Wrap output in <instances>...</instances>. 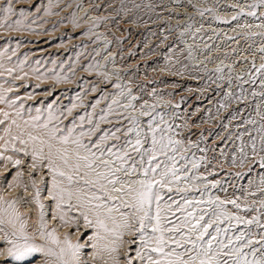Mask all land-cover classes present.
Masks as SVG:
<instances>
[{
    "label": "rangeland",
    "instance_id": "rangeland-1",
    "mask_svg": "<svg viewBox=\"0 0 264 264\" xmlns=\"http://www.w3.org/2000/svg\"><path fill=\"white\" fill-rule=\"evenodd\" d=\"M235 1L238 6L247 5V2H244L246 0ZM235 1L199 0L197 22L204 20L209 23L204 31L210 36L207 39L211 40L207 42V46L203 42H196L200 52L199 61V58H196L198 54L189 52L184 45V36L194 29L192 27L197 18L196 15H186L185 10H182L186 0H12L17 12L9 17V24L12 20H20L21 23L9 27L0 15V66L10 68L0 73L3 74L0 76V91L7 101H15V104L9 107L8 103H5L2 109L15 118V112L22 105L23 120H28L30 116L37 114V109L46 117L48 105L54 110L59 109L65 115L67 108L73 104L78 105L67 119L61 116V127H65L71 126L70 121L74 117L85 112L93 113V104L95 118L98 120L101 110L106 111L107 106L115 100L118 103L112 104L113 113L109 115L112 123L101 124V128L111 129L114 124L122 128L128 127L130 122L124 117L129 115L138 116L140 126L145 130L149 122L162 128L171 125V132L166 131L164 135L181 141L175 154L176 167L180 169L179 175L199 177L181 180L178 185L180 188L192 186L186 194L177 192L176 185L173 186L172 193L165 189L162 205L165 201L172 203L173 200L183 204L185 195L193 201H206L211 195L219 197L220 200H236L242 205L241 209H236L231 204L226 205L229 212L238 213L248 219L258 216L260 211H264L260 210L259 204L264 200V192L259 190L260 178L264 177V167L259 163L260 157L264 156V151L261 150V139L264 137V71H258L260 66L256 64L259 62L255 63L253 58L242 61V66L246 67L243 70H238L240 65L237 67V62L232 63L234 57L239 54V51L235 52L232 48L237 33L227 39L231 40L226 45V53L230 52L229 59L233 58L231 61L218 63L219 66H210L211 59L205 54L206 48L211 46L217 36L225 35L228 38L227 31L220 34L214 31L217 24L211 27L215 19L210 18L217 17L219 6L229 7L230 10L234 6L231 5L232 2ZM4 2L5 0H0V5ZM187 5L190 3L187 2ZM193 7L194 4L188 8ZM242 9L245 14L236 15L240 17V23L233 19L231 27L233 26L234 30L240 28L241 35L238 40H243V45L247 47L245 53L248 52V56H252L254 51L262 49H257L259 45H255L258 42H255V36L260 38L259 35L264 30L256 34L251 33L249 29L257 24H261L258 27L264 26V12H260V8L249 10L247 6ZM20 10H23L24 15H20ZM239 11L240 9L234 10L236 14ZM249 11H255L256 15H247ZM73 20L78 22V27L74 25ZM219 20L225 23L222 17ZM199 26L198 31L202 32L203 26ZM242 28L245 29L241 30ZM205 34L199 35L201 39ZM249 39L251 43H248ZM225 44L223 42L218 45V51L222 52L224 48L221 47ZM262 46L264 48V43ZM202 48L204 50L200 51ZM209 49L212 50V47ZM258 55L264 58V52ZM208 58L210 60H207ZM262 63L264 64V59ZM7 74L21 75L11 78ZM56 85H60V90ZM62 87L64 89H61ZM133 96L136 97L135 100H132ZM97 100L100 101L99 104H96ZM128 103L135 107L125 109L123 105ZM141 111H148L150 114L140 115ZM161 115L163 120L160 119ZM3 128L4 125H0V136L4 135ZM118 135L121 139L115 141L117 144H122L128 138L120 133ZM2 143L3 141H0L3 147ZM111 143L113 141H109V144ZM149 146L150 143L145 144V147ZM17 147L20 145L17 144ZM11 151L9 153L22 163L12 165L5 174H0V197L7 200L17 199L16 206L27 220L28 234L35 237L34 243L40 244V235L36 232L38 217H34V208L38 214L39 209L32 199L31 191L26 197L21 190L24 186H27V190L32 189L31 181L38 178V170L29 168L32 162L30 156ZM132 155L136 156V153ZM169 155L172 153L169 152ZM181 155L187 159H181ZM242 156H247L244 167L239 166ZM233 159L237 161L236 164L232 163ZM158 160L162 162V167L165 163L171 166L172 162L165 156H159ZM4 162L0 160V166L4 165ZM194 164H198V167H193ZM41 172L44 189L40 198L44 205H48L45 212L46 219L49 220L54 214L55 203L46 201L43 197L50 190V174L46 168L41 169ZM237 172L240 175H237ZM16 175L23 186L14 192L16 195L13 193L8 196L5 191L17 180ZM217 181L219 183H216ZM38 187L41 189V185ZM196 187H199L200 191H196ZM245 205L254 210L246 211L243 207ZM27 206L30 207L28 211ZM173 211L175 215L168 213L166 220L178 223L177 218L182 213L176 211L175 206ZM74 215L78 216V213L68 212L69 218ZM261 219L264 220V217ZM164 226L172 225L166 222ZM220 226L227 228L228 224L225 221ZM52 227L54 226L51 225L50 228ZM67 227L69 236L78 231L79 235L74 239V243L79 242L83 246L80 258L87 264L97 252L92 245L96 243L98 229L87 227L82 218L69 223ZM11 231L10 226L0 225V253L4 254L5 250L12 247L8 243L9 240L23 243L22 239L11 236ZM241 231L245 232L246 239L259 240L264 229L256 225L249 229L241 224L228 235H238ZM60 233L64 235V232ZM148 233L151 235V229H148ZM167 235L172 234L166 233ZM125 237L135 241L129 252L124 256L121 252L111 255L117 257L120 264H127L129 257L133 258L132 264H139V261H142L137 253L144 251L140 246L141 242L136 236L125 234ZM112 239L114 238L109 237V240ZM254 246L260 248L259 244ZM244 251L249 252L250 249L245 248ZM261 253H264V248H260L256 256L260 257ZM42 255L44 257H41ZM251 258L249 256V259ZM41 260L43 262L38 263ZM46 261L51 260L44 253H33L21 259L8 256V259L0 261V264H46Z\"/></svg>",
    "mask_w": 264,
    "mask_h": 264
},
{
    "label": "snow or ice",
    "instance_id": "snow-or-ice-1",
    "mask_svg": "<svg viewBox=\"0 0 264 264\" xmlns=\"http://www.w3.org/2000/svg\"><path fill=\"white\" fill-rule=\"evenodd\" d=\"M262 5L264 0H255L249 7L258 9ZM16 12L12 0H5L4 4L0 5V15L9 27L21 23L20 20H12L9 24V17L16 15ZM244 14L241 8L238 15ZM246 14L255 16L256 12L249 11ZM20 15H24L23 10H20ZM73 23L79 26L77 21L73 20ZM261 52H264V48ZM258 71H264V64L260 65ZM57 80L59 81V77ZM135 99L133 96L132 100ZM99 102L97 100L96 104ZM0 103H8L11 107L15 101H7L0 95ZM117 103L112 101V104ZM112 104L107 106L106 111L101 110L98 120L95 118L93 104V113L85 112L74 117L70 121L71 126L65 127H61V116L67 119L78 105L73 104L67 108V115L48 105L46 117L37 109V114L30 116L28 120H23L22 105L15 112V118L11 113L0 110V125H4V135L0 136V141H3L4 152L9 149L16 153L22 152L31 156L33 169H47L51 176L50 197L55 203L60 222L68 225L82 218L87 227L98 229L96 243L92 247L98 249L97 258L101 264H120V260L111 254L119 253L121 244L125 242V234L136 236L141 242L140 246L144 251L138 252L137 256L143 264H264V253H261L260 257L256 256L260 248H264V231L260 233L259 240L246 239L243 231L231 237L228 235L241 224L249 229L253 225L264 229V220L261 219L264 217V211H260L258 216L251 219L241 217L226 208V205L231 204L234 208L241 209L242 205L236 200H220L219 197L211 195L206 201L189 200L185 195L183 204L173 200L172 203L165 201L162 205L165 189L172 193L173 186L176 185L177 192L186 194L192 186L180 188L178 185L181 180L199 177L179 175L180 169L176 167L175 154L181 141L164 135L166 131L171 132V125L162 128L149 122L145 130L140 126L138 116L129 115L124 117L130 122L128 127L122 128L114 124L111 129L101 128V124L112 123L109 119V115L113 113ZM123 107L134 108L135 105L128 103ZM149 114L148 111L140 113ZM160 119L163 120L162 115ZM118 133L128 137L122 144L115 143L121 139ZM109 141L113 143L109 144ZM146 143H150V146L145 147ZM17 144L21 147H17ZM261 144V150L264 151V137ZM241 151L243 152V148ZM4 152H0V160H8L15 165L22 163L19 159L13 160L12 156H6ZM169 152L172 155H169ZM132 153H136V156ZM159 156H165L172 162L171 166L165 163L162 167ZM180 158L187 159L183 155ZM246 160L247 156H242L239 166L244 167ZM232 163L236 164L237 161L233 159ZM259 163L264 167V156L260 157ZM193 167H198V164ZM236 174L240 175L239 172ZM31 184L35 190L32 199L39 209L36 232L47 242H33L35 237L27 232V220L16 206L17 199L6 200L0 197V225L10 226L11 236L23 240V243L9 240L8 243L12 247L7 255L21 259L33 253H44L47 257H54L57 264H84L80 258L83 246L79 242L73 243L68 236L61 241L57 229L49 228L45 219V205L40 198L41 189L35 179H32ZM259 184V190L264 192V177L260 178ZM195 190L200 191L199 187ZM24 191L27 192V186H24ZM259 204L260 210H264V200ZM174 206L176 211L182 213L177 218L178 223L166 220L168 213L175 215ZM243 207L246 211L254 210L246 205ZM68 212L78 213V216L69 218ZM56 218L55 215L51 217L53 220ZM225 221L228 226L222 228L220 225ZM166 222L172 226L165 227ZM148 229H151V235ZM210 229L213 231L210 232ZM166 233L172 235L166 236ZM109 237L114 239L109 240ZM256 244H259L260 248L255 247ZM245 248L250 251L245 252ZM104 252L109 254L108 260L102 255ZM249 256L252 258L249 259ZM46 264H51V261H46ZM127 264H132L130 257Z\"/></svg>",
    "mask_w": 264,
    "mask_h": 264
},
{
    "label": "bare ground",
    "instance_id": "bare-ground-1",
    "mask_svg": "<svg viewBox=\"0 0 264 264\" xmlns=\"http://www.w3.org/2000/svg\"><path fill=\"white\" fill-rule=\"evenodd\" d=\"M189 1H194L193 3L195 4L194 5V7L193 8H188L189 6L187 5V0H186V2H184V5L182 6L183 7V11L185 10V14L186 15H188L189 14V16L190 15H198V17H199V12H197L198 10H199V0H189ZM215 1V0H214ZM235 1V0H234ZM245 3L247 2V5H244L243 4V7H241L242 5H240V6H238V3L235 1V2H232L233 4H231V5H234L233 6V8H230V10H229V7H225V6H223V5H221V6H219V8H218V15H217V17H211L210 19H215V22L212 24V26L211 27H213V25H215V24H217V26H215L214 27V31L216 32V33H218V34H220V33H222L223 31H227L226 33L228 34V38L227 39H229V37L232 35H234L235 33H237V36H236V38H234V46L232 47L233 48V51H239V54L238 55H236L235 57H234V59L231 57L230 59H229V53L230 52H228V53H226V51H227V47H226V45L228 44V43H230L231 42V40H227V39H225L224 40V38H221V37H216V40L211 44V46H209V47H205V46H207V42H210L211 40H209V39H207V38H210V36H207V34H205V31H204V28H205V26L206 25H208L209 23L208 22H205L204 20L202 21V22H197L198 20H199V18H198V20H196L195 19V21H194V25H193V27H192V29L193 30H190V32L189 33H187L184 37H186V39L184 40V45L186 46V48H188V50H189V52H192L194 55L195 54H198V57H196V58H199V61H200V52H198V49H197V44H196V42H203L204 43V48H206L207 50H206V55H208V57H210V59H211V62H210V66H213V64H217L218 66H219V64L218 63H226V62H228L229 60L231 61L232 59H233V61H232V63H234V62H237V67L239 66V68H238V70H243V69H245L246 67H243L242 65L244 64L242 61H244V60H249V59H251V58H253L254 60H255V63H258L259 62V64H256V66H260L261 64H263L262 63V60L264 59L263 57H261L260 55H258L261 51L259 50V51H254V54L251 56V55H249L248 56V52H246L245 53V48H247L246 47V45H243V40H238V38L240 37V35L241 34H239V30H240V28H236L235 30L233 29L234 27L232 26L231 27V23H232V21L231 20H233V17H237L236 15H238V13L236 14L235 12H234V10H239V9H241V8H244V6H247V8H249V10H251L250 9V5L251 4H253L254 2H255V0H246V1H244ZM241 3V2H240ZM219 4V3H218ZM225 5V4H224ZM229 6H230V4H229ZM241 7V8H240ZM193 10V11H192ZM223 10V11H222ZM247 10V9H246ZM260 12H264V5H262L261 7H260ZM192 11V12H191ZM223 18L224 19V21H225V23H223V22H221L220 20H219V18ZM240 17H237V19L236 20H238V22L240 23V19H239ZM242 18V17H241ZM237 22V23H238ZM182 23V22H181ZM235 23V22H234ZM199 25H201V26H203V28H201V30H203L202 32H200V31H198V29H199ZM258 25H261V24H257L256 26L254 25V27L252 28H250L249 29V31L251 32V33H256V34H258V33H260L259 31L261 30H264V28H261V27H264L263 25L261 26V27H258ZM211 27H210V29H211ZM245 28H242L241 30H244ZM200 30V29H199ZM213 31V32H214ZM196 32H198V37L196 36ZM200 32V33H199ZM264 33V32H263ZM200 34H205V36L201 39V37L199 36ZM217 34V35H218ZM264 36V34H261V35H259V37L260 38H258L257 37V35L255 36L256 38H255V42L256 41H258V42H256L255 43V45H259L258 47H257V49H260V48H263V46L261 47V45L264 43V39H263V36ZM225 36V35H224ZM197 37V40L198 41H196V38ZM223 37V36H222ZM261 38L263 39V40H261ZM201 39V40H200ZM206 39V41H203V40H205ZM247 39V38H246ZM221 40V41H220ZM192 41V42H191ZM191 42V43H190ZM218 42H220L218 45H221V44H223V42H225L226 44H225V46L223 47H221V48H224L223 49V51L222 52H220V51H218L219 49H218V45H217V43ZM248 43H251V39H249V41H248ZM247 43V44H248ZM183 45V46H184ZM192 45H194L193 47H191ZM210 47H212V50L211 49H209ZM242 47V48H241ZM195 48V49H194ZM204 48H202V49H200V51H202V50H204ZM256 49V50H257ZM213 52H215V53H213ZM203 57V56H202ZM238 58H242V59H238ZM194 59H195V57H194ZM209 58L207 59V60H210ZM252 59V60H253ZM197 61V60H196ZM208 62V61H207ZM4 64V63H3ZM5 65H7V64H5ZM4 65V66H5ZM197 65V64H196ZM228 65V64H227ZM226 65V66H227ZM216 66V65H215ZM229 67V66H228ZM231 68V67H230ZM233 68H234V66H233ZM247 68H248V66H247ZM250 68V67H249ZM5 69L6 70H9L10 68L8 67V69L6 68V67H3V68H1V66H0V73L1 72H3V71H5ZM11 69H12V67H11ZM211 69H215V68H211ZM1 75H3V74H0V76ZM19 75H21V74H7V76H11V78H15V77H17V76H19ZM20 77V76H19ZM3 79H6V78H3ZM17 79V78H16ZM0 80H2V78H0ZM6 80H9V79H6ZM4 81V80H3ZM61 85V84H60ZM60 85H56V87H59V89L58 90H60ZM67 88V87H66ZM61 89H64V87H62ZM0 95H3L2 93H1V91H0ZM4 105H5V103H0V110H3L2 108L4 107ZM3 144V143H2ZM21 147V146H20ZM2 150H4V148L0 145V152L2 151ZM10 150L11 149H9L7 152H6V156H12L13 157V160H16L17 158L16 157H14V155H11L9 152H10ZM12 152V151H11ZM31 157V156H30ZM5 162H4V165H1L0 166V174H5V172L12 166V165H15V164H13L11 161H8V160H4ZM8 163H9V165H8ZM33 164V160H32V162H31V164L29 165V168L30 169H32V170H34V171H37V174H38V178L36 179V182H37V185H41V193L43 192V184H42V182H43V174H42V172H41V168H36V169H33L32 167H31V165ZM16 178H17V180L16 181H14L10 186H9V188H8V190L7 191H5V193H8V196H12L13 195V193L14 192H16V191H18L19 189H20V187L21 186H23V184L18 180V176L16 175ZM49 178H50V181H48V186L50 187V190L49 191H47L46 192V194H44L43 195V197H44V199L46 200V201H49V200H51V197H50V192L52 191V186H51V176H49ZM6 187V186H5ZM192 189V188H191ZM22 191H23V193L25 194V196L26 197H28V195H29V193H30V191H31V196H33L34 195V192H35V190L32 188L31 190H27V192H25L24 191V188L23 189H21ZM15 194V193H14ZM16 195V194H15ZM5 199V198H4ZM7 200V199H6ZM52 201V200H51ZM33 205H34V203H33ZM35 209V213H34V217L35 218H39V214L37 213V209L36 208H34ZM47 209H48V205H45V210L47 211ZM26 210L28 211V210H30V207L29 206H27L26 207ZM53 212H54V214L53 215H55L57 218L55 219V220H53V219H46V217H45V219L47 220V222H48V224H49V228L51 227V225H53L56 229H57V235L60 237V239L62 240V239H64L65 238V236H68L70 239H71V241L74 243V239L79 235V233H78V231H76V233L75 234H73V235H70L69 236V233H68V230H69V227H67L68 225H64V224H62L61 222H60V220H59V218H58V212H57V210H56V208H55V206H54V210H53ZM33 223H36V221H33ZM154 223V222H153ZM64 232V235H61V233L60 232ZM103 234V233H102ZM127 236V235H126ZM38 238H39V236H38ZM125 239H127V240H125ZM124 243H122L121 244V246H120V251L119 252H121L122 253V255L124 256L126 253H128L129 252V248H132V244L134 243V242H129V241H132V238H126L125 236H124ZM39 242H40V244L41 243H46L47 241L45 240V238L44 237H41L40 236V240H39ZM52 247H56L55 245H52ZM97 249V248H96ZM122 249V250H121ZM95 250V249H94ZM96 251H98V249L96 250ZM7 253H8V250L6 251L5 250V252H4V254L2 255V257L0 258V261H4V260H6V259H8V255H7ZM102 255L104 256V259L105 260H108L109 259V254L108 253H106V252H104V253H102ZM41 257H44V255H42ZM50 258V260L52 261V264H57V262H56V260H55V258L54 257H49ZM82 260V259H81ZM132 261H133V258H132ZM40 262H43V260H41V261H38V263H40ZM87 264H101V261L97 258V252L96 253H94L93 254V257H92V259H90V262H88ZM139 264H142V262H140L139 261Z\"/></svg>",
    "mask_w": 264,
    "mask_h": 264
},
{
    "label": "built area",
    "instance_id": "built-area-1",
    "mask_svg": "<svg viewBox=\"0 0 264 264\" xmlns=\"http://www.w3.org/2000/svg\"><path fill=\"white\" fill-rule=\"evenodd\" d=\"M187 2L190 3V6L193 5V4L195 3L194 1L190 2L189 0H187ZM193 2H194V3H193ZM194 5H195V4H194ZM190 6H189V7H190ZM194 16H195V15H193V17H194ZM196 17H197L196 20H198V15H196ZM195 34H196V36L198 37V32H196ZM247 36H249V34H248ZM197 37H196L195 39H197ZM221 38L227 39V36H224V37H221ZM196 41H198V40H196Z\"/></svg>",
    "mask_w": 264,
    "mask_h": 264
}]
</instances>
